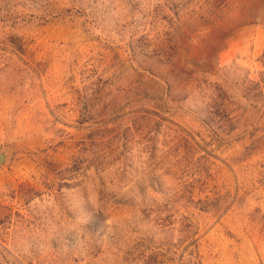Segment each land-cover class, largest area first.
<instances>
[{
  "label": "rangeland",
  "instance_id": "374dc122",
  "mask_svg": "<svg viewBox=\"0 0 264 264\" xmlns=\"http://www.w3.org/2000/svg\"><path fill=\"white\" fill-rule=\"evenodd\" d=\"M0 264H264V0H0Z\"/></svg>",
  "mask_w": 264,
  "mask_h": 264
},
{
  "label": "water",
  "instance_id": "95a60500",
  "mask_svg": "<svg viewBox=\"0 0 264 264\" xmlns=\"http://www.w3.org/2000/svg\"><path fill=\"white\" fill-rule=\"evenodd\" d=\"M4 159H5L4 153L3 152H0V162H3Z\"/></svg>",
  "mask_w": 264,
  "mask_h": 264
}]
</instances>
